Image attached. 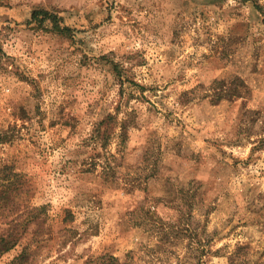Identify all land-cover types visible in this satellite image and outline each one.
<instances>
[{
  "label": "rangeland",
  "instance_id": "374dc122",
  "mask_svg": "<svg viewBox=\"0 0 264 264\" xmlns=\"http://www.w3.org/2000/svg\"><path fill=\"white\" fill-rule=\"evenodd\" d=\"M0 48V234L44 207L31 260L264 264V0H0Z\"/></svg>",
  "mask_w": 264,
  "mask_h": 264
},
{
  "label": "trees",
  "instance_id": "16d2710c",
  "mask_svg": "<svg viewBox=\"0 0 264 264\" xmlns=\"http://www.w3.org/2000/svg\"><path fill=\"white\" fill-rule=\"evenodd\" d=\"M255 8L260 10L258 5ZM27 25L34 26L37 29L53 32L63 37L69 36L70 29L62 24L61 18L52 11L46 9H34L30 13L29 20L26 21ZM0 54L1 48H0ZM114 69L115 65L113 66ZM120 128L121 131L125 130V127L121 122H118L117 115L107 114L103 119H101L94 127V132L101 141L103 145L109 143L110 137L114 134L115 130ZM124 133V132H123ZM44 207L31 208L28 217L25 222L13 223L6 230L5 233L0 234V257L15 249L19 248L18 254L8 263V264H36L31 260L30 245L29 243H21L28 228L29 224L34 223L37 213L35 211H43ZM108 259L111 263L117 262V259L113 256L103 255L98 259Z\"/></svg>",
  "mask_w": 264,
  "mask_h": 264
}]
</instances>
